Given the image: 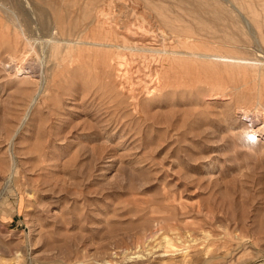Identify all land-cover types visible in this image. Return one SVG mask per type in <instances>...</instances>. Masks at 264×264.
Segmentation results:
<instances>
[{"label": "rangeland", "instance_id": "rangeland-1", "mask_svg": "<svg viewBox=\"0 0 264 264\" xmlns=\"http://www.w3.org/2000/svg\"><path fill=\"white\" fill-rule=\"evenodd\" d=\"M91 4L13 0L0 18V264H264L255 71L196 84L176 63L134 100L101 54L50 57L38 35L11 54V20L58 7L90 34Z\"/></svg>", "mask_w": 264, "mask_h": 264}, {"label": "bare ground", "instance_id": "bare-ground-1", "mask_svg": "<svg viewBox=\"0 0 264 264\" xmlns=\"http://www.w3.org/2000/svg\"><path fill=\"white\" fill-rule=\"evenodd\" d=\"M12 1L0 0V18L11 11ZM122 2L133 9L123 8ZM51 8L52 14L38 6L33 13L36 18L26 14L24 23L11 20L14 28H20L15 35H22L26 43L20 46L16 37L12 55L24 57L35 35L43 39L44 54L50 48V57L75 48L80 56L84 51L101 54L107 60L104 67L118 73L116 80L126 82L134 100L143 87L144 93L159 89L158 74L176 63L183 72L195 74L196 84H210L208 77L223 66L226 73L234 67H249L255 71L257 87L264 86V9L253 0H92L90 13L81 16L90 19L88 25H96L90 34L88 27L79 30L60 8ZM186 20L197 25L196 32L190 31ZM54 26L57 33L53 35ZM252 51L255 56H248ZM256 100L264 108L261 92Z\"/></svg>", "mask_w": 264, "mask_h": 264}]
</instances>
